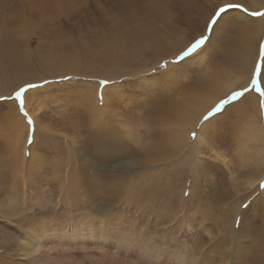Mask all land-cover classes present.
Instances as JSON below:
<instances>
[{"label": "rangeland", "instance_id": "obj_1", "mask_svg": "<svg viewBox=\"0 0 264 264\" xmlns=\"http://www.w3.org/2000/svg\"><path fill=\"white\" fill-rule=\"evenodd\" d=\"M45 1H52L46 10ZM58 1L0 0V25L4 30L0 40L7 44L2 46L4 51L0 48V97H4L0 99V242L5 239V233L9 240L16 238L15 243L23 237L27 197L22 193L23 182H29L28 190L33 194L28 198L29 207L34 204V208L47 210L58 204L64 178L76 180L72 173L76 166L72 165L71 170L66 168L67 177L60 169L68 167L71 161L87 162L90 154L85 144L92 129L97 128L95 116L105 105L106 109L111 108L109 115L104 116L106 122L121 129L120 133L128 137L129 146L140 148L153 139L170 147V133L174 128L180 129L179 113H175L176 118L167 116L162 121L163 109L170 112L174 108L186 109L192 98L205 105L238 76L249 79L259 60V48L264 45L260 17L250 16L246 20L245 13L237 9L229 10L211 32L206 31L205 25L214 9L226 0ZM234 2L251 7L250 0ZM248 23L256 29L245 34L243 26ZM201 34L210 36L204 59L197 53L179 65L171 62L180 49ZM246 45H250L248 52L243 50ZM117 63L124 73L118 71L111 78L107 68ZM165 63L167 67L162 66ZM23 75L32 76V83L42 85L25 93V111L32 125L19 111L18 102L8 98L24 84L18 80ZM39 76L44 78L38 80ZM103 80L109 82L101 84ZM244 96L260 99L255 92ZM226 97L224 94L219 99ZM15 114L21 117L18 124L13 122ZM204 116L192 131L196 133L195 138L191 136L192 141ZM209 119L206 142L200 145L202 155L198 154L209 164L201 173L202 181L195 197L191 195L187 213L186 228L192 244L199 240L194 234H202L203 239L192 251H200V264H261L262 261L264 264V187L261 186L264 167L260 170L261 165L255 162L253 148L239 145L250 119H257L264 127V108L258 110L251 99L244 108L239 99ZM141 157L143 153L137 149L124 160ZM260 171L263 177L259 185L250 188L251 177L257 178ZM4 245L0 247L2 261L16 258L17 252ZM79 252L75 253L77 258L82 257L83 252ZM16 264H24L23 259Z\"/></svg>", "mask_w": 264, "mask_h": 264}, {"label": "bare ground", "instance_id": "obj_2", "mask_svg": "<svg viewBox=\"0 0 264 264\" xmlns=\"http://www.w3.org/2000/svg\"><path fill=\"white\" fill-rule=\"evenodd\" d=\"M50 2L52 1L43 2L44 10L49 8ZM250 5L252 11H264V0L260 3L250 0ZM57 7L59 8L60 6ZM243 16H247L244 17L246 20L251 18L246 13ZM260 21L264 30V17H260ZM243 27L245 34L252 29H256L249 23ZM3 31V25H0V36L3 35ZM4 43L6 44V41ZM4 43L0 40L1 49ZM10 43H12V47L15 46L13 42ZM206 45L202 50L198 51L201 59L205 57ZM5 47L7 48V46ZM249 47L250 45H246L243 48L244 52H248ZM2 50L4 51V48ZM49 62L51 61L45 60V63ZM107 69L110 71L109 76L111 78L118 71L124 73L118 63ZM238 77L235 81L230 82L228 87L221 91L215 99L208 100L205 105L201 106L197 98H192L186 103V109L174 108L175 111L172 112L169 109H163L164 112L160 119L162 121L167 116L175 117V113H179L180 129L174 128L170 133L171 135L168 138L172 144L170 147L154 142L153 139L150 142L147 141L148 143L144 145L145 147L137 148L133 144L129 146L128 137L120 133L121 129L106 122L104 116L109 115L111 108L106 109L107 105H105L102 111L95 116V123L97 124L95 127L97 128L92 129L89 141H86L85 144V150L90 154L86 158L88 159L87 162H81L82 160H79L80 162L71 161L68 167L65 166L64 169H60V172L65 173L64 176L67 177L66 168L71 170L72 165L76 166V169L72 170L76 180L70 179L68 176L64 178L62 184L61 182L59 183V185L61 184L63 195H61V198L60 196L58 197L60 199L56 206L47 210L34 208V204L29 207L27 204L28 198L29 196L33 197V194L28 190L29 182H23L25 183V189L24 191L22 190V193L27 196L24 198V210H26V213L23 216V237L18 240V243H15L14 240L16 241V238L14 240L10 239V241L9 235L7 233L4 234L5 239L0 242V247L5 243L7 248L10 247L9 249H14L17 252L15 254L17 257H9V259L2 261L1 256L3 254H0V264H13V261L17 263L20 259H23L24 264H200V251L194 250L193 252L192 250L201 244L203 240L202 234H194L193 236H196L195 238L199 240L192 244L193 241L188 236L186 223L188 209L191 205V195H193V198L195 197L194 193L196 194L202 181L201 173L206 170L209 164L207 161L203 162L202 157L198 154L202 155L200 145L202 146L206 142V135L208 129H210L208 123H211V119L203 122L194 141L190 138L192 131L200 124L204 114L217 103L221 95L225 94L227 96L231 91L240 88L241 85L246 84L249 80L246 76ZM43 78L39 76L38 80ZM18 80H20V83L34 81L32 76L26 77L25 75L19 77ZM239 99L243 103L244 108L250 103L251 99L253 105H256L258 110L261 111L260 99L248 98L247 96ZM93 104L95 103L93 102ZM14 116L13 122L18 124V120L21 117L16 114ZM167 121L169 120L167 119ZM167 121L166 123H168ZM257 122V119H250L245 124L241 139H239V145L245 149H254L256 153L255 162L261 165V170L264 167V127L259 123L260 121ZM181 126L182 128L185 126V129H181ZM43 147L46 149L45 145ZM74 149L76 150L75 147ZM137 149L143 153V157L138 160H124L132 157L137 152ZM242 154H244L243 151ZM248 155L251 159V155ZM112 163L115 164L112 165ZM262 174L263 172L260 171L257 174V178L251 177L253 179L249 181L250 188L259 183V180L261 181ZM51 177L53 176L51 175ZM211 194L213 195L214 193ZM65 210L67 213H63ZM246 228L249 227L247 226ZM77 251L83 252L81 258H77L75 254ZM81 253L79 252V254ZM257 259L259 258L257 257Z\"/></svg>", "mask_w": 264, "mask_h": 264}, {"label": "snow or ice", "instance_id": "obj_3", "mask_svg": "<svg viewBox=\"0 0 264 264\" xmlns=\"http://www.w3.org/2000/svg\"><path fill=\"white\" fill-rule=\"evenodd\" d=\"M237 9L243 13L248 14L249 16L254 17H264V11L254 10L249 11L247 7L243 4L234 2V0H226L225 3L218 5L209 21L205 25V29L208 32H211L213 27L218 23V21L223 18L224 15L228 14L229 10ZM210 39V36L201 34L198 38L194 37L192 41L189 42L184 48L180 49L175 54V59L171 61L174 64H179L182 61H185L187 58H193L194 54H197L199 50H202L206 45L207 41ZM163 67H167V63L162 65ZM264 45H261L259 48V60L254 64L253 71L250 74L249 80L246 84L241 85L240 90H234L230 94L227 95L226 98H222L219 102L212 108L210 112L206 116H204V121H207L210 117L214 116L217 113H221L226 105H230L231 102L239 100V98L243 97L248 92H255L259 95V104L261 108H264ZM65 79H70V77H64ZM109 81L103 80L101 84H107ZM45 83H48L45 81ZM42 87V85L32 82H26L22 86H19L17 90H15L8 98L14 99L18 102L19 111L24 114L26 118H28L29 125L33 124V121L30 117H28V113L25 111V93L29 90H34ZM0 99H4V97H0ZM100 102L103 103V96L101 94ZM192 137L195 138L196 133L193 132ZM31 137H29V143H31ZM264 187V184L261 185Z\"/></svg>", "mask_w": 264, "mask_h": 264}, {"label": "crops", "instance_id": "obj_4", "mask_svg": "<svg viewBox=\"0 0 264 264\" xmlns=\"http://www.w3.org/2000/svg\"><path fill=\"white\" fill-rule=\"evenodd\" d=\"M249 9V11H252V9H250V8H248Z\"/></svg>", "mask_w": 264, "mask_h": 264}]
</instances>
